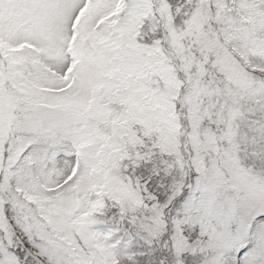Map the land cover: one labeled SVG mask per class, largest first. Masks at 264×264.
Returning a JSON list of instances; mask_svg holds the SVG:
<instances>
[{"label":"snow or ice","instance_id":"snow-or-ice-1","mask_svg":"<svg viewBox=\"0 0 264 264\" xmlns=\"http://www.w3.org/2000/svg\"><path fill=\"white\" fill-rule=\"evenodd\" d=\"M0 264H264V0H0Z\"/></svg>","mask_w":264,"mask_h":264}]
</instances>
